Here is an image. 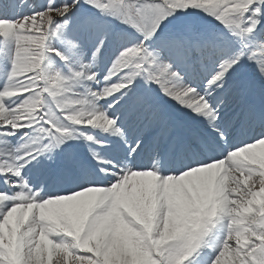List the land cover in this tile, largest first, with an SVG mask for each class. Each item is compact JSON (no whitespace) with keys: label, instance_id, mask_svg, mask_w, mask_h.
<instances>
[{"label":"snow or ice","instance_id":"snow-or-ice-1","mask_svg":"<svg viewBox=\"0 0 264 264\" xmlns=\"http://www.w3.org/2000/svg\"><path fill=\"white\" fill-rule=\"evenodd\" d=\"M264 264V0H0V264Z\"/></svg>","mask_w":264,"mask_h":264},{"label":"rangeland","instance_id":"rangeland-1","mask_svg":"<svg viewBox=\"0 0 264 264\" xmlns=\"http://www.w3.org/2000/svg\"><path fill=\"white\" fill-rule=\"evenodd\" d=\"M34 2L37 4H42L44 2V0H34ZM60 258H62V257H60V256L54 257L53 264H56V261Z\"/></svg>","mask_w":264,"mask_h":264}]
</instances>
